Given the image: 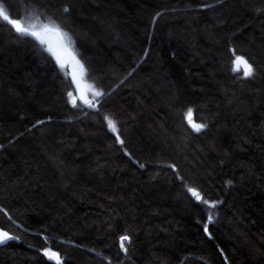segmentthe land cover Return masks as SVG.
I'll return each instance as SVG.
<instances>
[{
  "label": "trees",
  "instance_id": "trees-1",
  "mask_svg": "<svg viewBox=\"0 0 264 264\" xmlns=\"http://www.w3.org/2000/svg\"><path fill=\"white\" fill-rule=\"evenodd\" d=\"M0 5L59 25L103 93L73 106L56 60L0 19V264H264V0Z\"/></svg>",
  "mask_w": 264,
  "mask_h": 264
},
{
  "label": "snow or ice",
  "instance_id": "snow-or-ice-1",
  "mask_svg": "<svg viewBox=\"0 0 264 264\" xmlns=\"http://www.w3.org/2000/svg\"><path fill=\"white\" fill-rule=\"evenodd\" d=\"M64 11L67 12L68 9L65 8ZM0 19H2L7 24H10L16 30V32H18L22 35H28V36L35 37L37 40H39V42L42 45L47 44V47L44 50L49 52L53 56H55L57 63L60 65L61 68H63L64 62L62 61L60 54L53 49V46H52L50 41H47V40L42 38L41 33H45V34L51 33V34L55 35L58 38V41L60 42V46L63 48V50L68 51L69 55L72 56V59L75 61V64L79 67L81 76H83V74L85 72L84 66H83V64L80 63L79 60H76L75 55L69 51V46L71 45V41H70V39L67 38V34L61 30L59 25H56L55 23L44 24V25L40 26L39 30H37V25H35V24H29L28 26H23L20 18H11L10 15L4 11V8L2 5H0ZM146 54L147 53H145V55ZM233 65H234L233 71H236V72L240 71L241 66L243 67V77H245V78L250 77L253 74L252 66L242 56H238V55L235 56V60L233 61ZM73 79L76 80L75 75L73 76ZM76 82H77V86L79 87V81H76ZM68 95H69V97H71L72 93L69 92ZM93 95L94 96H100V95H103V93L98 92V91H94ZM83 102L88 107H93V104L91 101L84 99ZM72 103H73V106H75V100H73ZM192 115H193V110L191 108H189L186 112L187 121L191 125L192 129L195 132H200L203 128L206 127V125L203 123H193ZM105 119L107 120L109 128L113 132H116L117 128H116L115 122L108 117H105ZM117 140L121 144H123V141L120 140V137L118 135H117ZM140 166L143 167V165H140ZM188 191L192 195L193 198H195L197 201L202 200L203 203L208 205L209 208H215L216 207L215 203H211L207 200H204L203 197L201 196V194L196 189L189 188ZM208 220H209V222H211V220H212L211 214H209ZM205 231H207V225H205ZM11 239H16V237L10 235L8 231L0 230V244H3L7 240H11ZM126 241H129V237L127 235H123L120 237V248L125 252H127V248L125 247ZM43 255L48 257L50 260L54 259L56 264H61V259H60V256L57 252L52 251L49 248H45L43 250Z\"/></svg>",
  "mask_w": 264,
  "mask_h": 264
},
{
  "label": "rangeland",
  "instance_id": "rangeland-1",
  "mask_svg": "<svg viewBox=\"0 0 264 264\" xmlns=\"http://www.w3.org/2000/svg\"><path fill=\"white\" fill-rule=\"evenodd\" d=\"M20 20H21V23H22L23 26H28L29 24L37 25V30H39L41 25L52 23V22H48V21H45V22L41 21L31 11H27ZM44 34L45 33H41V36H42L43 39H44ZM67 38L70 39L68 34H67ZM37 41L39 42V40H37ZM43 46H44V48L47 47L46 44H44ZM69 51L75 55L76 60H79L78 57H77V52H76L72 42H71V45L69 46ZM65 52H66V57L64 59H62V61L64 62V67L61 68L60 65L57 63V61H56V63L58 65V67L60 68V70L71 78V80H72V82L74 84V95H72L70 97L71 101L75 100V101L83 102L84 99H87V100L91 101L92 104H93L95 102V100L97 99V97H98V96H94L93 92L97 91V90H95L93 88V86L86 80L85 72H84L83 76H81L79 67L75 64V61L72 59V56L69 55L68 51H65ZM240 71L243 72V67L242 66H241ZM74 75L76 77V80L73 79ZM76 81H79V87L77 86V82ZM113 133L117 134V131L113 132Z\"/></svg>",
  "mask_w": 264,
  "mask_h": 264
},
{
  "label": "water",
  "instance_id": "water-1",
  "mask_svg": "<svg viewBox=\"0 0 264 264\" xmlns=\"http://www.w3.org/2000/svg\"><path fill=\"white\" fill-rule=\"evenodd\" d=\"M44 39L47 40V41H50L52 46H53V49L55 51H57L60 56H61V59H64L66 57V52L63 50V48L60 46V42L58 41V38L51 34V33H47V34H44ZM47 45V44H46ZM55 60V56H53L52 54H50ZM2 230V229H0ZM10 234V233H9ZM11 235V234H10ZM10 240H7L6 242H4L3 244H0V247H3L5 246Z\"/></svg>",
  "mask_w": 264,
  "mask_h": 264
}]
</instances>
